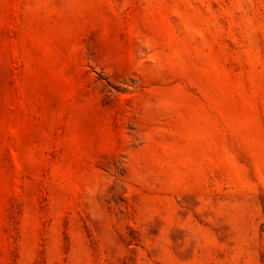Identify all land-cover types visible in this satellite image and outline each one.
<instances>
[{"label": "rangeland", "instance_id": "obj_1", "mask_svg": "<svg viewBox=\"0 0 264 264\" xmlns=\"http://www.w3.org/2000/svg\"><path fill=\"white\" fill-rule=\"evenodd\" d=\"M0 264H264V0H0Z\"/></svg>", "mask_w": 264, "mask_h": 264}]
</instances>
